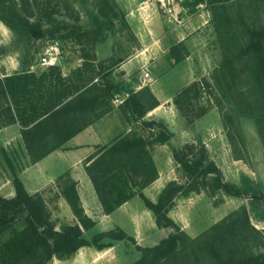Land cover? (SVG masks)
<instances>
[{"label":"rangeland","instance_id":"1","mask_svg":"<svg viewBox=\"0 0 264 264\" xmlns=\"http://www.w3.org/2000/svg\"><path fill=\"white\" fill-rule=\"evenodd\" d=\"M14 11L29 23L47 27L49 34L31 40L20 25L12 30L0 18V71L9 72L0 84V124L10 123L15 115L20 121L24 117L21 122L27 123L45 109L61 104L95 77L104 87L105 107L107 86H115L126 90L119 92V97H135L134 110L138 114L154 104L146 86L161 76L163 63H184L186 76L179 84L171 85L174 91L178 90L173 96L187 136L177 146L180 155L190 160L197 158L198 147L189 153V146L184 145L203 141L206 155L224 181L250 187L251 180L256 187H251L250 197L231 196L222 190L210 191L204 184L209 179L199 178L200 190L189 199H179L174 208V215L181 217L187 230L181 229L184 234L178 238L185 246L178 243L175 252L165 258L149 254L148 264H221L228 260V254L235 258L264 255V222L260 219L264 209V115L259 107L263 101L260 99L259 103V93L249 82L246 56L238 54L249 39V30L261 29L264 44V0H0V17L9 19V12ZM226 15L228 20L224 19ZM144 49L150 55L146 56L148 60L143 58L129 74L134 87L141 88L134 96L130 93L132 88L127 87L132 84L123 74L117 73L115 82L109 77L131 56L140 53L143 57ZM46 51L56 54V65H39V57ZM227 60H233L231 65L238 71L235 82L230 79L233 74L227 68ZM145 71L148 77L144 76ZM158 81L162 86L161 79ZM141 124L137 123L133 134L124 137L139 139V135H150L153 142L166 134L167 129L159 121ZM194 138L195 142H191ZM140 144L126 151L100 153L95 172L101 176L100 171L106 174L121 167L124 177L136 184H127L125 189L138 198L135 192L140 183L152 175L149 156ZM5 156L15 174L19 167L14 166V157ZM176 175L178 183L185 181L179 167ZM70 185L67 181L66 186ZM8 192L3 197L13 196V186L12 195ZM56 192L47 188L30 192L41 202L46 219L55 229L66 224L56 205ZM138 198L134 201L142 206ZM58 212L61 220L56 216ZM213 223L217 226L209 227ZM21 224L22 219H18L15 225ZM124 225L128 227V223ZM156 227L139 238L127 235L134 243L126 239L111 241V246L101 250L83 246L68 257H53L46 264H129L144 254L135 244L151 247L158 242L163 230Z\"/></svg>","mask_w":264,"mask_h":264},{"label":"crops","instance_id":"2","mask_svg":"<svg viewBox=\"0 0 264 264\" xmlns=\"http://www.w3.org/2000/svg\"><path fill=\"white\" fill-rule=\"evenodd\" d=\"M166 48L168 47L165 46ZM157 53L158 51H156ZM139 54L137 53L121 63L118 71L112 72L109 77L110 81L115 82L114 78L117 73L123 74L127 83L132 84L127 87L128 89L132 88L130 93L134 96L141 88L134 87L129 74L143 58L148 60L146 56H150L146 49L141 53L143 57ZM168 63H163L161 76L154 78L146 86L154 104L146 106L138 114L134 110L135 97L127 99L119 97V92L126 90L115 89V86H107V106L105 107L103 102L104 87L97 82L98 79L95 77L96 80L95 78L90 79L85 85L76 89V92L63 99L61 104L56 103L45 109L47 111L42 115L33 116L27 123L21 122L25 120L24 117L21 116L20 121L17 115L10 123H1L0 196H5L6 190L9 191V196L12 195L10 192L12 186L9 184L8 177L11 169L8 167V157L5 156L10 154L17 164L14 166L19 167L16 168V175L27 193L30 194V192L42 188L57 190L56 205L62 212V216L65 217L63 220L67 224L77 223V220L59 191L66 187L67 181L72 182L83 214L91 222L87 229H82L78 224L85 238L96 232L115 227L134 238L145 236L146 230H151L156 226L151 212L143 205L138 206L137 201H134L138 197L131 196L111 212H103L89 172H96L97 160L103 150L102 147H109L119 138L133 134L137 123L159 121L169 132L167 139L161 140V142H150L153 136L139 135L142 149L148 154L156 173L153 180L141 189V193L154 201L168 181L178 179L177 166L172 159L171 148L181 146L187 140V136L172 100L178 90L174 91L171 85L183 79L186 72L182 68L185 66L184 63L176 64L172 61L170 63L172 65ZM165 65L167 66L165 67ZM8 74L9 72L0 71V84ZM159 79L167 87L163 84L161 86L158 83ZM126 94L128 95V91ZM33 109L35 108L33 107ZM46 134L49 137L47 139ZM40 135H42L41 138H39ZM191 142H195V138ZM201 143L204 144L203 141ZM191 195L192 193L176 197L174 205L167 213L184 231H187L185 225L179 215V217L174 215V211H176L174 208L179 205V199H189ZM132 204L135 206H131ZM56 216L60 218L59 220L62 219L59 212ZM125 222L128 223V227L124 225ZM158 229L163 230V235L160 238L168 233L164 228Z\"/></svg>","mask_w":264,"mask_h":264},{"label":"trees","instance_id":"3","mask_svg":"<svg viewBox=\"0 0 264 264\" xmlns=\"http://www.w3.org/2000/svg\"><path fill=\"white\" fill-rule=\"evenodd\" d=\"M9 19L0 17L12 29L15 30L17 25H20L26 36L31 40L43 38L49 34V29L43 25L36 23H29L26 19L14 12H9ZM228 20V15L224 16ZM249 39L240 48L238 52L246 56V61L249 63V82L253 88L259 93L258 100L263 101L261 107V115H264V44L263 31L261 29L249 30ZM227 68L232 72L231 81H237L238 75L235 68L231 65L233 60H227ZM174 62V61H173ZM173 103L178 109V104ZM177 104V105H176ZM165 135L158 136L153 142H161L167 139L169 133L167 130ZM197 141V140H196ZM138 143L142 142L140 139H129L122 137L116 140L109 147H102V155L114 153L116 151H126L130 147H136ZM200 143V144H199ZM190 151L197 146V158L187 159L180 155L181 149L178 147L171 148L172 159L177 167L183 171V183H178L177 180L168 181L158 193L156 199L151 201L141 193V189L146 186L155 177V168L150 160L152 175L150 179L141 182L140 188L135 192L141 199L143 206L152 214L154 223L159 228H170L173 232L167 233L165 237L158 240L156 244L149 247H142L135 244L139 251H143V255L129 264H148V255H155L154 257H167L175 252V248L179 243L180 246H185L182 242H178L180 235L184 232L179 225L175 223L168 215V210L174 205L175 198L178 196H187L190 193L198 192V179H209L204 183L210 191L222 190L231 196H249L251 187L254 183L249 180L250 187L236 185L231 182L224 181L221 177L220 170L215 166L206 155L207 152L200 141L197 143H190ZM141 150V148H139ZM101 159L97 160L100 164ZM101 176L96 173L89 172V177L93 183L96 195L101 204L103 212L109 213L117 206L128 200L134 193L130 189H125V186H135L130 179H126L123 175L121 167H116L114 170H109L106 174L100 171ZM11 182L14 194L12 197L6 198L0 196V264H46L53 257L62 259L74 253L78 248L83 246H93L97 250L105 249L112 245L111 241H119L122 239L130 240L134 243L132 237L127 236L120 228L115 227L106 231L96 232L89 239L85 238L81 232L82 229H87L91 222L85 217L80 207L76 190L70 181V186H66L61 190V194L66 199L71 212L75 216L77 223L63 224L60 228L55 229L45 217L43 206L41 202L31 194L27 193L23 188L21 181L16 173L11 172ZM246 178V177H245ZM130 181V182H129ZM209 183V184H208ZM256 187V186H255ZM126 190V191H125ZM22 219L21 226L17 227L16 221ZM260 219L264 221V209L260 212ZM247 224L248 219L246 217ZM221 223L223 219L219 220ZM225 221V219H224ZM79 224V225H78ZM217 226L213 223L209 227ZM248 226H250L248 224ZM251 227V226H250ZM4 235V236H3ZM192 239L189 240L191 242ZM228 260L222 261L221 264H264V255L261 253L250 254L242 257H233L228 254ZM220 258L218 259V261ZM191 264V263H185Z\"/></svg>","mask_w":264,"mask_h":264},{"label":"built area","instance_id":"4","mask_svg":"<svg viewBox=\"0 0 264 264\" xmlns=\"http://www.w3.org/2000/svg\"><path fill=\"white\" fill-rule=\"evenodd\" d=\"M58 62L57 56L54 52L46 51L39 57V65L49 67L54 66ZM144 76L148 77V73L145 71Z\"/></svg>","mask_w":264,"mask_h":264}]
</instances>
